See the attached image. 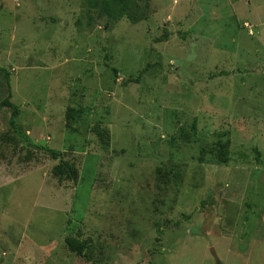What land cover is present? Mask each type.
Masks as SVG:
<instances>
[{
	"label": "rangeland",
	"instance_id": "1",
	"mask_svg": "<svg viewBox=\"0 0 264 264\" xmlns=\"http://www.w3.org/2000/svg\"><path fill=\"white\" fill-rule=\"evenodd\" d=\"M129 2L0 0V264H264V0Z\"/></svg>",
	"mask_w": 264,
	"mask_h": 264
},
{
	"label": "trees",
	"instance_id": "2",
	"mask_svg": "<svg viewBox=\"0 0 264 264\" xmlns=\"http://www.w3.org/2000/svg\"><path fill=\"white\" fill-rule=\"evenodd\" d=\"M131 1L133 2V0ZM88 2L93 7H96L98 3H101L102 12H99L98 15H106L116 20L127 18L134 24H138L147 20L149 16L148 4L141 5L133 2L134 5L132 6L129 0H88ZM8 85H10V81H8ZM11 97L12 94H9V97L2 102V106L12 111L10 124L15 129H18L16 117L20 114V108L10 101ZM74 113L77 114L78 111L75 112L73 108L69 109L67 117L69 122L73 119L75 115ZM68 125H70V123ZM100 136L102 141L106 143V136L103 134H100ZM229 145V140L222 141V138H220L217 142V146L210 150L214 154L218 163L227 164L229 162ZM50 152L55 158L61 157V153L58 151L52 150ZM258 159L260 160L259 157ZM59 160V163L53 168V175L60 181H76L78 177L77 168L64 159ZM66 245L72 253L90 260L89 250L91 242L77 237H69L66 239Z\"/></svg>",
	"mask_w": 264,
	"mask_h": 264
},
{
	"label": "built area",
	"instance_id": "3",
	"mask_svg": "<svg viewBox=\"0 0 264 264\" xmlns=\"http://www.w3.org/2000/svg\"><path fill=\"white\" fill-rule=\"evenodd\" d=\"M250 34L252 35V32H250Z\"/></svg>",
	"mask_w": 264,
	"mask_h": 264
},
{
	"label": "crops",
	"instance_id": "4",
	"mask_svg": "<svg viewBox=\"0 0 264 264\" xmlns=\"http://www.w3.org/2000/svg\"><path fill=\"white\" fill-rule=\"evenodd\" d=\"M246 26V25H245ZM251 35V34H250ZM253 35V34H252Z\"/></svg>",
	"mask_w": 264,
	"mask_h": 264
}]
</instances>
